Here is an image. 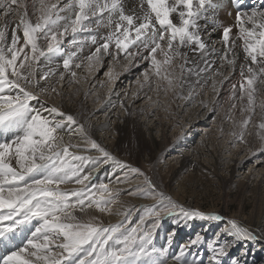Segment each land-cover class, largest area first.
<instances>
[{"label":"snow or ice","instance_id":"6c2138e0","mask_svg":"<svg viewBox=\"0 0 264 264\" xmlns=\"http://www.w3.org/2000/svg\"><path fill=\"white\" fill-rule=\"evenodd\" d=\"M243 2L235 0L237 7ZM221 7L222 3L214 0H139V10L126 11L123 0H0L3 16L19 18L10 42L7 31L12 20L0 27V136H6L0 139V245H13V250L0 257V264H166L161 257H166L168 250L152 246V233L162 214L175 215L177 211L187 220L222 222L223 234L235 241L260 238L235 219L185 208L140 168L117 159L74 116L55 105L40 103L37 107L32 103L39 101L40 93L61 95L56 86L49 89L41 85L56 75L50 67L56 56L63 57L58 66L65 70L59 73L57 84L66 74L70 83H78L74 69L81 68L83 61L91 74L104 55L115 60L120 54L129 63L137 56L149 61L144 80H149L151 71L157 92L161 88L165 93L182 89L186 74L195 75L199 84L202 74L212 70L211 57L215 54L211 41L204 37L220 26L209 13ZM201 20L213 23L211 31H204L207 23L202 25ZM236 21L239 34L231 43L232 27H223L225 51L220 67L204 78V83L211 80V91L219 96L224 82L237 71L236 40L242 41L244 56L238 79L228 88L225 102L231 105L226 118L233 129L229 135L237 143L247 145L246 136L252 135L249 127L257 129L255 136L261 147L253 151L255 154L264 151V8L238 11ZM101 29L108 31L105 34ZM17 31L22 32V44ZM67 37L71 39L65 44ZM86 44L94 45V51L77 62ZM189 52L198 54L196 60L190 61ZM225 65L230 69L228 74L222 71ZM137 84L144 87L139 80ZM194 92L189 85L188 95L179 98L189 99ZM238 107L239 120L234 116ZM257 117L258 123L254 122ZM61 131L69 136L79 134L84 147L64 143ZM73 148L100 155H78L71 151ZM109 162L126 170L123 178L117 177V184L128 183L131 175L142 178L143 187L130 189L127 195L156 201L146 208L135 227H126L132 209L123 206L116 214L125 220L114 225L94 222L96 217L84 218L89 210L112 215L113 206L121 204L120 191L104 183L91 187L86 183L101 164ZM88 165L92 167L85 172ZM72 184L82 187H61ZM148 217L157 220L149 228H141ZM18 238H22L21 243L15 245ZM201 240L197 235L191 244ZM231 244L229 240L210 244L211 264H223L221 258L228 256ZM184 255L185 248H181L173 259L186 264Z\"/></svg>","mask_w":264,"mask_h":264},{"label":"bare ground","instance_id":"6f19581e","mask_svg":"<svg viewBox=\"0 0 264 264\" xmlns=\"http://www.w3.org/2000/svg\"><path fill=\"white\" fill-rule=\"evenodd\" d=\"M138 5L139 0H125L126 11H130L132 9L139 10ZM2 13L3 10L0 9V27H3V23L5 21L12 20V24L7 31V37L10 42L12 29L15 27V24L18 23L19 18L12 17L11 15L3 16ZM247 26L250 27V25ZM103 31L106 34L108 30L103 29ZM204 31L207 32L206 30ZM17 35L21 36L20 43L22 44V32L17 31ZM204 38L211 41L213 36L205 35ZM70 39L71 37H67L65 39V44H67V41ZM236 45L237 48L235 51L239 53V58L237 60V71L232 73L229 76V80L224 82L223 86L220 88L219 96H216L211 91V80H209L205 85L204 78L211 75L212 72L220 67V57L225 51L224 46L215 49V54L211 57V59L214 61L212 64V70L202 74L203 78H201L199 84L195 83L197 80L195 75L193 76L186 74L184 78L185 84L182 89L177 88L175 91H169L165 93L163 88H161L159 92L156 91V78L151 73V71L149 80L147 82L144 80L143 73L145 70H150V63L149 61H142L139 56H137V58L132 63H129L124 59L123 54H120V56L115 60H113L111 55H104L102 63L98 69L91 74L88 73L85 69L86 61L81 62L82 57L86 56L90 50L95 48V46L90 45L87 47L88 45L86 44L85 46L87 49L84 48V51L79 54L81 57L77 59V62H81V68L74 69L77 72V80L79 82L70 83V77L66 74L64 81L57 84L59 73L64 72L65 70L62 68V66H58L61 60H59L60 56H56L50 65V67L55 70L56 75L50 77L47 81H41V85L44 87H49V89L52 86H56L61 95L57 96L55 93L51 92L49 94L40 93L39 101H33L32 103L37 107H39L40 103H46L49 106L55 105L65 114L74 116L78 122L85 125L93 139L98 141L106 149L109 148L113 150L114 155L120 156L122 158L120 161L136 163L137 161L141 160L140 156L144 152L147 158H156L158 155L163 154L167 148L176 144L177 149L174 151L172 150L173 152H171L172 154H170L169 157L174 154L178 155L176 157L180 158V164L173 165L174 168H170L171 166H168L170 168L172 177L183 173L186 168L188 169V166L193 167L195 170H203V164L200 163V160L203 159L204 155H209L211 156V165H213V168H209L210 171L215 170L218 172L227 169V171L232 173L231 180H234L233 178H241L244 175V177L247 178L250 176L254 177L255 173L260 171L259 175L261 176V180L257 176L259 180H253L254 182H252V184L259 183L260 186H262L264 184V165H262L259 169H256L259 167V161L255 162L253 160L252 164H247L249 163L248 160L250 157L254 158L256 155H260V151H256L255 154H253L251 151V148H254V144L259 141L258 138L253 134L250 137L246 136L248 140V146H246V144H236L237 146L234 147L235 142L233 140L235 138L230 135L225 137L227 133L229 134L230 131L233 130L231 122L227 121L225 116L229 113V109H227V102H225L226 97L228 96V88L230 83L238 79V67L244 56L241 55V44L236 42ZM182 51H186V49H182ZM144 55H147V53L145 52ZM188 55L190 61H194L196 60L198 54L189 52ZM44 63V59L42 58L41 66H43ZM191 66L192 65L190 63L188 67ZM226 69H228L227 65H225V68L222 69V71H224L225 74H228L230 69L228 71H226ZM43 70H47V68H44ZM109 73H111L115 78H110L108 75ZM37 78H39V72L37 74ZM219 79L220 78L217 77V80ZM137 80L144 84L143 88L137 84ZM102 85L107 86V89L100 90L103 88ZM189 85H192L195 88V92L189 99H180V96L188 95ZM32 90L38 91L37 89ZM109 95H113L115 97V101L112 100L109 102L111 100L109 99ZM149 97H151V99H149ZM96 99L100 101L94 103V100ZM201 101L207 103L209 107L205 108ZM114 103L117 104L114 105ZM121 104H123V108L121 107ZM185 104L189 107L185 108ZM220 105L223 106V110H221ZM111 106L114 108L111 111L121 109L124 115H121L122 117L120 116V119L117 120L116 117H118V115H115L116 112H114V115L111 114L112 116L109 114V112L105 114L106 108ZM237 109L238 110L235 111L234 116L237 120H239V108ZM183 110H185L184 112L188 113H185V116L187 115V118H189L188 121H186L187 124L191 123L192 125L190 124V126H187V129H185L183 126H179L180 129L175 130V133H177L181 129H185L184 131L180 132L181 134L177 133L176 136L174 135L175 137H173V139L177 138L175 143V141L172 139L173 131H171V129H174L173 127H178L177 125H184V121L186 119L182 114ZM226 110L227 112H225ZM215 111L218 112V114L215 115ZM132 112H135L137 115L131 114ZM44 115H47V113H44ZM111 118H114L112 122L109 120ZM58 119H60V117H58ZM122 120L123 122H121ZM254 122L258 123L259 118L257 117ZM65 127H67V125ZM188 127L190 128L188 129ZM256 131L257 129H253L252 132L255 133ZM62 132L63 133L61 135L64 137V143L68 141L76 143L80 141L82 143V138L79 134L69 136L66 132ZM175 133L173 132V134ZM0 139H2L1 136ZM221 142L227 143L222 144ZM229 144H233L234 152H236V154L233 155H243V157H231V155L228 157V155H226V152L228 151L225 152L223 147H225V149L227 147L230 148V146H228ZM176 157L173 156V159ZM171 158L168 159V165H170V163L173 161ZM177 161L178 160H176V162ZM165 163L167 165V162ZM103 171H106V175L109 178V183L116 185L117 183L115 184V180L117 179L118 175L122 173V170L114 174L111 173L112 165H101L92 173L91 178L99 176ZM65 188H71V185H68ZM131 198L129 195L124 196V199L127 200L129 204L130 202H136L137 204V201ZM138 203H140V201H138ZM126 205H128V203ZM116 207L118 208V206ZM133 208L135 209V207ZM247 218L242 219L240 214H236L233 217L231 216V218L229 217L228 219H235L240 224L249 227L260 238L255 240H234L230 247L231 252H234L240 247H242L246 253H251L253 250L254 252H257L256 250L259 252L260 250L264 251V212L261 213L260 216L256 217V219L258 218L257 220L254 219L253 216ZM106 219L108 220V223L111 224L113 222L121 221L122 215L117 217L109 215ZM250 221L255 222L254 224H251ZM186 231H188V228ZM21 239L22 238L19 239V243H21ZM166 249L168 250L167 254L169 256L166 260V264H179L173 259L174 255L170 253V247H166ZM210 258L211 256H208L207 260H210Z\"/></svg>","mask_w":264,"mask_h":264},{"label":"rangeland","instance_id":"374dc122","mask_svg":"<svg viewBox=\"0 0 264 264\" xmlns=\"http://www.w3.org/2000/svg\"><path fill=\"white\" fill-rule=\"evenodd\" d=\"M87 45H88L87 47L90 46L89 44H87ZM87 47L85 46V49H87ZM93 51H94V49H93ZM80 57L81 56H78L77 59ZM62 59L63 58L60 56L59 57V60H61L60 63L62 62ZM103 89H107V86H103V88H101L100 90H103ZM112 98H115V97L113 95H109V99H111L109 102H111L113 100ZM98 101H100V100L96 99V100H94V103H96ZM116 104L117 103H114V105H116ZM230 105H231V102L230 101L227 102V109H230ZM184 106H185V108L189 107L186 104ZM119 108H121V107H119ZM112 109H114V108H112V106L107 107L105 114H107L109 112L110 115L111 114L114 115V112H116L115 115H118V117H116L117 120L120 119L121 115H124V113L122 112L121 109L120 110L116 109L115 111H111ZM184 111L185 110L182 111V114H183L184 118L186 119L184 121V125L182 124V125H177L178 127H173L174 129H171V131H173L174 133H175V130L180 129L179 126L180 127L183 126V127H185V129H187V126H190V124H191V123L187 124L186 121H188L189 118H187V115L185 116V113H187V112H184ZM225 112H227V110ZM134 113L135 112H132L131 114L137 115L136 113L135 114ZM216 114H218V112H216L215 115ZM94 116H98V115H94ZM225 116H227V115H225ZM113 119L114 118H111L109 120L112 122ZM121 122H123V120ZM189 128L190 127H188V129ZM185 129L183 128L177 133L179 134L180 132L184 131ZM249 129L250 130H248V131H250V133L255 135V133H253L252 131H253V129H256V128L249 127ZM173 132H172V135H173L172 139H173V137H175L177 135V133L173 134ZM62 133L63 132L61 131L59 133V135H61ZM227 135H229V134L227 133L225 137H227ZM250 136H252V135H248L247 137H250ZM173 140L176 143L177 138H174ZM233 141L235 142L234 147L237 146L236 144H241V143H237L235 139ZM78 143L81 145V147H84L83 142L81 143L79 141ZM221 143L224 144L227 142H221ZM233 144L228 145V146H230V148L227 147L225 149V147H223L225 152L228 151V152H226V155H228V157L230 155H231V157H233V156L243 157V155H233V154H236V152H234ZM241 145H245V144H241ZM246 146H248V145H246ZM170 147L167 148L163 152V154L158 155L156 158H152V159L147 158L146 154H144L145 153L144 152L140 156L141 160L137 161L136 163H132V162L127 163L126 161H122V162L130 164L131 166L134 165L133 167L140 168L142 171H144L147 175H149L153 179V181L160 187V189H162L167 194L171 195L177 203H179L180 205H183L185 208L199 209V210H202L205 212L221 214L226 219H228L229 217L231 218V216L233 217L236 214H240V217L242 219L250 217V216H253V218L256 219L257 216H260L261 213L264 212V184L262 186H260L259 183L258 184H252V182H254L255 179L259 180V178H260V180H261V176L259 175L260 171H257L255 173L256 176L255 175H254V177L250 176L249 177L250 179L247 177H244L245 176L244 175L241 178H233L234 180H231L232 173L227 171V169L222 170V171H218V172H216L215 170L210 171L209 168L210 167L213 168V165H211L212 161H210L211 156H209V155L205 156L204 155L203 159L200 160V163L203 164V168H204L203 170H195L193 167L188 166V169L186 168V170H184L183 173L177 174L175 177H172L171 176L172 174L170 172V168H174L173 165L180 164V158H177L176 156H178V155H176V154L171 155L169 157V155L172 154L171 152H173L175 149H177L176 144L172 145ZM253 147L254 148H251L252 152L255 149H259L261 147L260 141H257ZM248 148H250V147H248ZM107 150L110 151L114 155L113 150H111L109 148H107ZM71 151L79 152V151H75L73 149H71ZM229 153H232V154H229ZM81 155H91V156L94 155L93 157L95 158V157H99L100 154L93 150L91 152H85V154H81ZM114 156L116 158H118L119 160L120 159L122 160V158L120 156H118V155H114ZM173 156H175L176 158L173 159ZM256 156L254 158L250 157V159L248 160L249 163H247V164H252L253 160L255 162L259 161L258 162L259 167L256 168V169H259L262 165H264V162H263L264 161V151H260V155H256ZM170 158L173 159L174 162L172 161L171 162L172 164L170 163V165H168V159H170ZM255 158H256V160H255ZM260 158H261V160H260ZM175 159L178 161L176 162ZM165 162H167V165ZM73 163H78V162L74 161ZM164 163H165V165H164ZM101 165H109V166L112 165V170L114 171V174H116L117 172L122 170L121 172L123 174L122 173H121L122 175L120 174L121 178H123L124 172L126 171L125 169L119 168L113 162H109L107 164H101ZM145 165H147V166H145ZM168 166H171V167L169 168ZM178 166H180V165H178ZM91 167H92L91 165H88L87 167H85V172L89 171V169ZM165 168H166V170H165ZM120 175H118V177ZM106 176L107 175H104V177H106ZM171 179H172V182H171ZM108 180H109V178L107 177V179L105 181H108ZM133 181H134V183H133ZM137 181H138V183H137ZM101 183L107 184V183H109V181L108 182H101L99 180H97L95 182L90 181V182H88V186L91 187L93 185H99ZM128 183H120L119 185H117L116 183H115L116 185L109 183L110 185L109 184L108 185L113 191L118 190L121 193V196H120L121 197V204H117V205L113 206V212L114 213L111 216H113V217L119 216L116 214L117 211L123 210L122 206L125 207V205L128 203V205H126V207L131 208L132 212H131V216H130V222L127 223L126 227L132 228V227H135L139 223V220H140L141 216L144 215L146 208L149 205L156 203V201L145 200V199H141L138 197L130 196V198L132 197L131 199L137 201V204H136V202H133V203L130 202V204H129V202H127V200L124 199V196L127 195V191L129 189H135V188L143 187V182H142V178H139L135 175H131ZM131 184H133V185H131ZM129 185H131V186H129ZM72 186L74 187L75 185L72 184L71 187ZM61 187L65 188L66 186L62 185ZM79 187H82V186L76 185V188H79ZM138 201H140V203H138ZM116 206H118V208ZM133 207H135V209ZM114 209L116 210V212ZM89 211L90 212L88 213V216L84 217L85 219H88L90 217H96L97 220L94 222H103V224L105 226L110 225L108 223V220L106 219L107 216H109L108 214L100 213V212L95 211V210H89ZM76 214L81 215L80 213H76ZM124 220H125V217L122 216L121 221L113 222V223H111V225L120 223ZM156 220H157L156 217L146 218L144 224L141 225V228H144V229L149 228L151 226V224L153 222H155ZM254 222L250 221L251 224H254ZM187 228H188V231H186ZM263 228H264V226H263ZM197 235L202 237L201 242L196 244V245L191 244V241L193 239H195ZM152 237H153L152 246L156 247L157 249H164L166 247H170V249H171L170 253H172L174 256H175V254L176 255L179 254V251L181 248H185V255H184V257H182V260L184 262H186V264H193V261H195V264H211V260H207V257L211 256V249L209 248V245L213 244L214 242H223L225 240L232 241V243L234 241V239L232 237L225 236L223 234L222 222H214V221L209 222V221H202L199 219L187 220L182 215H180L178 211L175 215L162 214L159 217V222L157 223V226L152 233ZM219 240H222V241H219ZM109 243H111V242H109ZM230 247L228 250V256L221 258L223 261V264H233V261H235L236 264H264V251L260 250V252H259L258 250L255 249L257 252H254V250H253V251H251V253L250 252L246 253V251H244V249L242 247H240V248H237L234 252H231ZM166 256L167 257H161V259L167 260L169 256H168V254ZM176 262H178V261H176ZM178 263L180 264V262H178Z\"/></svg>","mask_w":264,"mask_h":264}]
</instances>
